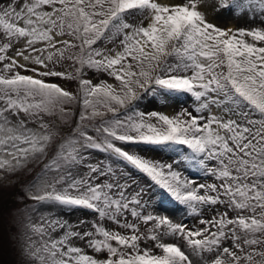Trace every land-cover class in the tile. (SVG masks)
Listing matches in <instances>:
<instances>
[{
    "label": "snow or ice",
    "instance_id": "6c2138e0",
    "mask_svg": "<svg viewBox=\"0 0 264 264\" xmlns=\"http://www.w3.org/2000/svg\"><path fill=\"white\" fill-rule=\"evenodd\" d=\"M37 167L16 264H264V0H0V191Z\"/></svg>",
    "mask_w": 264,
    "mask_h": 264
},
{
    "label": "rangeland",
    "instance_id": "374dc122",
    "mask_svg": "<svg viewBox=\"0 0 264 264\" xmlns=\"http://www.w3.org/2000/svg\"><path fill=\"white\" fill-rule=\"evenodd\" d=\"M174 2H180V0H174ZM208 15V19L215 23L216 25L223 27L224 25L227 27L238 28V27H247L251 20L247 15H240L239 13L236 14H229L223 11H213L211 8L204 9ZM233 20V22L228 21ZM246 23V24H245ZM234 24V25H233ZM101 47H111V44L107 42H101ZM63 70V69H60ZM94 82H98L99 79H107L110 83H112V79L107 77L103 74H96L93 77ZM54 82L63 83L66 87L70 90H74L76 85L75 82H64L60 80H55ZM187 101L184 104H179V102L175 101V98L165 99L159 96H144V99L139 103V107L144 109L146 112L157 111L162 112L168 115H173L181 110V108H187L189 111L192 110L193 102L186 99ZM143 155L149 156L155 160L161 161H168L170 162V157L173 156V153L166 152L164 150H157V151H149L146 153H142ZM97 156L103 158V154L97 153ZM195 170H193L194 172ZM39 172V168H34V170L28 174L24 175L20 178V181L16 183L14 186L3 189L0 191V264H16L17 256L15 250L13 249L12 245L8 241V232L10 228V218L14 214V210L22 208L26 204H31L32 202L28 200L24 195V188L22 185L26 184L28 181H31ZM133 178L141 185L145 186L148 184V180L144 177L138 176L136 173H133ZM204 177L201 175L198 177V180L203 182ZM210 179V178H208ZM153 195L152 192H148L145 196V199H149ZM158 199V198H157ZM162 207L169 209V215L173 219L174 222H179L185 219V214L182 210L174 207L167 201H164ZM219 207V206H218ZM205 215L210 216L211 213H205ZM70 222H76L78 220H86L91 222L95 219V214L88 212L87 210H75L72 212L70 217H68ZM188 221L191 223H195L196 219L194 217H188ZM104 226L109 229H115V225H113L110 221H105ZM15 231L14 228H12ZM90 254L91 251L89 250ZM5 261V262H4Z\"/></svg>",
    "mask_w": 264,
    "mask_h": 264
},
{
    "label": "bare ground",
    "instance_id": "6f19581e",
    "mask_svg": "<svg viewBox=\"0 0 264 264\" xmlns=\"http://www.w3.org/2000/svg\"><path fill=\"white\" fill-rule=\"evenodd\" d=\"M246 24V23H245Z\"/></svg>",
    "mask_w": 264,
    "mask_h": 264
}]
</instances>
